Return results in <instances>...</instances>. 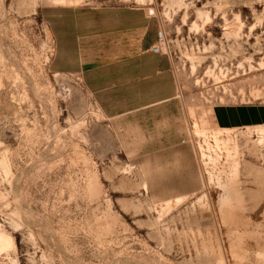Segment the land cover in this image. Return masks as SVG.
I'll list each match as a JSON object with an SVG mask.
<instances>
[{"label":"rangeland","instance_id":"obj_1","mask_svg":"<svg viewBox=\"0 0 264 264\" xmlns=\"http://www.w3.org/2000/svg\"><path fill=\"white\" fill-rule=\"evenodd\" d=\"M0 264H264V0H0Z\"/></svg>","mask_w":264,"mask_h":264},{"label":"crops","instance_id":"obj_2","mask_svg":"<svg viewBox=\"0 0 264 264\" xmlns=\"http://www.w3.org/2000/svg\"><path fill=\"white\" fill-rule=\"evenodd\" d=\"M152 47V46H151ZM151 47L146 51V52H144V53H147L144 57H146L147 59H152V60H154L155 61V74H157V73H160V69L162 68L161 67V63L163 62V61H165V59H164V57H162V56H157V55H155V53H153L152 51H151ZM162 70V69H161ZM172 98V97H171ZM171 98H165L164 99V101H166V100H169V99H171ZM163 102V101H162ZM161 103V102H160ZM165 110V109H164ZM242 111H245V114H246V111L247 110H242ZM245 114L243 115V116H241V115H239L238 114V121H240V120H245ZM241 122V121H240ZM246 122V121H245Z\"/></svg>","mask_w":264,"mask_h":264},{"label":"built area","instance_id":"obj_3","mask_svg":"<svg viewBox=\"0 0 264 264\" xmlns=\"http://www.w3.org/2000/svg\"><path fill=\"white\" fill-rule=\"evenodd\" d=\"M166 49V39L164 32L160 29L157 33L156 43L152 45L151 51L153 53H163Z\"/></svg>","mask_w":264,"mask_h":264}]
</instances>
